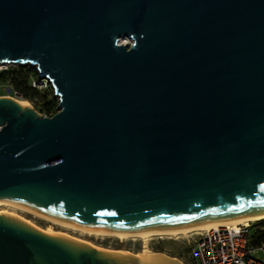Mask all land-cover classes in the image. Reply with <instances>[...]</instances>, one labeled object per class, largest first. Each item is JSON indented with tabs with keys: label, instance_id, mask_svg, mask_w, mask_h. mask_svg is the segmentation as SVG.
I'll list each match as a JSON object with an SVG mask.
<instances>
[{
	"label": "water",
	"instance_id": "95a60500",
	"mask_svg": "<svg viewBox=\"0 0 264 264\" xmlns=\"http://www.w3.org/2000/svg\"><path fill=\"white\" fill-rule=\"evenodd\" d=\"M7 62L58 111L0 97V199L108 230L264 212V0H0ZM0 264L142 263L0 212Z\"/></svg>",
	"mask_w": 264,
	"mask_h": 264
},
{
	"label": "built area",
	"instance_id": "2783aa9c",
	"mask_svg": "<svg viewBox=\"0 0 264 264\" xmlns=\"http://www.w3.org/2000/svg\"><path fill=\"white\" fill-rule=\"evenodd\" d=\"M24 66H28L37 72L30 65L12 62L0 64V90L3 91L0 97L22 99L21 93L13 87L9 78L4 80L1 78V74ZM32 85L40 86L39 88L50 87L45 78L32 80ZM57 111L56 106L55 112ZM40 114L42 116L52 115ZM251 224L252 222L230 227H218L197 233L189 249L192 264H264V240L257 241L256 237H250ZM254 231L255 233L258 231L264 233V226L254 229Z\"/></svg>",
	"mask_w": 264,
	"mask_h": 264
},
{
	"label": "rangeland",
	"instance_id": "374dc122",
	"mask_svg": "<svg viewBox=\"0 0 264 264\" xmlns=\"http://www.w3.org/2000/svg\"><path fill=\"white\" fill-rule=\"evenodd\" d=\"M121 42L131 43V40L124 39L121 40ZM2 93L3 91L0 90V95ZM17 100H23V99L19 98L16 99V101ZM28 104L30 105L31 109H33L35 112L40 114L38 111H36L33 108L30 102H28ZM0 212H3L5 214H12L22 219L23 221L29 223L30 225L34 226L35 228H37L42 232H45L46 230L50 229L51 230V232H49L50 234L59 233L74 240L85 242L99 250H108L111 252H125L137 256V258H138V254L142 252V250H146V251L149 250L148 252L160 253L169 257H174L178 259L181 263H187L189 248L192 245L193 239L196 238V234L194 233L187 235L186 237H178V238L153 237L149 239L145 244L141 239L129 238V239L121 240L111 236H95V235L84 234L79 231L77 232L68 228L61 227L57 224L44 220L31 213L24 212L20 209L13 208L10 206H6L4 204H0ZM159 248L162 249V251L158 250ZM138 261L142 263L139 258ZM187 264L190 263L188 262Z\"/></svg>",
	"mask_w": 264,
	"mask_h": 264
},
{
	"label": "bare ground",
	"instance_id": "6f19581e",
	"mask_svg": "<svg viewBox=\"0 0 264 264\" xmlns=\"http://www.w3.org/2000/svg\"><path fill=\"white\" fill-rule=\"evenodd\" d=\"M16 102L22 107L27 106L30 108V105L25 100H17ZM0 204H4L6 206L20 209L24 212L31 213L35 216H38L44 220L50 221L61 227L68 228V229H71L77 232L79 231L84 234L95 235V236H111V237H115L121 240L129 239V238L141 239L145 244L149 239L153 237H161V238L163 237H170V238L186 237L187 235H190L193 233L197 234L202 231L209 230V229H214L218 227H230V226H236L239 224H248L250 222H253L259 219H264V212H263V213H259V214H255L251 216H244V217H237V218H230V219H223V220L204 221V222H200L195 225H181V226H175V227L148 229V230H108V229H99V228L89 227V226H85V225H81L77 223L63 221L55 217L46 215L30 207H27L23 204H19L13 201L5 200V199H0ZM45 232L49 233L51 232V230L48 229ZM148 251L142 250V252L138 254V258L140 259L142 263L148 264L153 261L152 256L154 255V253L148 252Z\"/></svg>",
	"mask_w": 264,
	"mask_h": 264
},
{
	"label": "trees",
	"instance_id": "16d2710c",
	"mask_svg": "<svg viewBox=\"0 0 264 264\" xmlns=\"http://www.w3.org/2000/svg\"><path fill=\"white\" fill-rule=\"evenodd\" d=\"M7 77L13 87L21 93L22 99L30 102L36 111L46 115L55 113L58 101L53 95V90L49 86L39 88L32 85V80L38 79L37 72L34 69L24 66L1 74V78L4 80ZM261 226H264V219L253 221L250 237H256L257 241L264 240V233H260V231L255 233L254 231V229H259ZM158 250L162 251L160 248Z\"/></svg>",
	"mask_w": 264,
	"mask_h": 264
},
{
	"label": "crops",
	"instance_id": "0c3cea01",
	"mask_svg": "<svg viewBox=\"0 0 264 264\" xmlns=\"http://www.w3.org/2000/svg\"><path fill=\"white\" fill-rule=\"evenodd\" d=\"M165 256H166V255H165ZM167 257H169V256H167ZM169 258L177 260L180 264H187L188 262H189L190 264H192L191 259H190V257H189V251H188V261H187V263H181L178 259H176V258H174V257H169Z\"/></svg>",
	"mask_w": 264,
	"mask_h": 264
}]
</instances>
